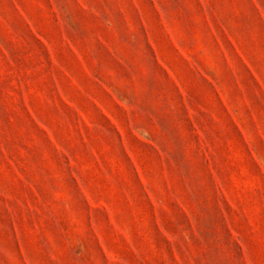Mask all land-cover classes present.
<instances>
[{
    "label": "rangeland",
    "instance_id": "obj_1",
    "mask_svg": "<svg viewBox=\"0 0 264 264\" xmlns=\"http://www.w3.org/2000/svg\"><path fill=\"white\" fill-rule=\"evenodd\" d=\"M0 264H264V0H0Z\"/></svg>",
    "mask_w": 264,
    "mask_h": 264
}]
</instances>
